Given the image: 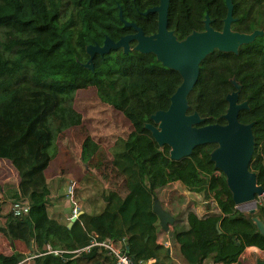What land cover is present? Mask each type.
Returning <instances> with one entry per match:
<instances>
[{
  "label": "trees",
  "instance_id": "obj_1",
  "mask_svg": "<svg viewBox=\"0 0 264 264\" xmlns=\"http://www.w3.org/2000/svg\"><path fill=\"white\" fill-rule=\"evenodd\" d=\"M232 2V29H264V0ZM158 3L0 0V160L7 159L16 166L15 195L30 205L26 216L14 218L8 211L10 202L0 204L4 221L0 231L9 239L27 244L33 241L38 248L48 243L52 249L64 251L66 259L47 252L33 258L32 264H72L71 252L89 245L97 231L116 241L125 238V247L135 260L155 259V264H161L168 257V247L157 242L160 226L153 200L158 198L156 191L167 185L194 199L181 205L177 213L169 211L174 217V240L189 264H200L203 248L210 245L215 246L222 264L238 262L246 246L264 249V236L251 215L235 206L224 174L210 160L215 144L198 145L189 156L172 160L169 147H159L144 127L152 113L168 107L181 82L179 73L163 66L151 53L132 50L124 54L121 49L104 56L96 54L94 70L81 66L88 59L87 44L100 45L105 37L116 41L133 32L119 20V7L124 19L150 34L157 29V14L142 12ZM206 13L211 26L221 29L225 0H170L168 29L182 39L204 28ZM231 77L242 85L239 100H247L249 105V109L239 111L238 119L254 121L255 147L249 168L264 188V35L241 45L237 54L215 50L201 61L198 79L188 95V112L197 111L204 117L200 125L225 122L220 115L227 107L225 96L233 89ZM122 79L127 81V107L122 103ZM90 87L131 124L127 136H117L110 147L111 163L124 176L126 192L107 189L84 175L81 180L90 187L86 197L89 210H83L68 227L50 218L46 210L50 196L46 169L51 160L46 147L53 140L48 117L58 109L63 95ZM196 206L202 210L198 212ZM103 214L106 224H101L102 229L95 227L93 219ZM257 215L264 220L263 205L257 206ZM98 251L109 257L99 247L80 257L90 260Z\"/></svg>",
  "mask_w": 264,
  "mask_h": 264
},
{
  "label": "water",
  "instance_id": "obj_2",
  "mask_svg": "<svg viewBox=\"0 0 264 264\" xmlns=\"http://www.w3.org/2000/svg\"><path fill=\"white\" fill-rule=\"evenodd\" d=\"M169 1L159 0L157 5L142 12L143 15L157 14V29L150 34H146L135 22L124 19L119 7V20L123 27H131L133 32L121 36L116 41L105 37L100 45L87 44L85 52L88 59L81 63V66L94 70L93 59L96 54L104 56L111 50L121 49L124 54L132 50L143 54L151 53L163 66L177 71L181 82L170 96L168 107L152 113L149 116L150 121L146 122L144 127L150 131L159 147H169V157L172 160L189 156L198 145L215 144L209 154L210 160L215 168L224 174L235 206L254 201L259 196H264V188L258 184L256 172L249 168L255 147L252 130L254 121L243 123L238 119L240 110L249 109L247 100H239L241 83L234 77L230 78L233 89L226 94L227 107L220 115L224 123L200 125L204 117L197 111L188 112V95L198 79L200 63L207 55L215 50L237 54L241 45L249 44L257 37L263 36L264 29L255 28L251 32L232 29L235 20L233 2L225 0L226 15L221 29L211 26L212 20L206 13L202 30H193L184 38L178 39L174 30L168 29L167 25ZM153 210L158 217L160 229L168 236L169 245H174L171 228L174 224L173 215L162 207L157 197L153 200ZM82 212H76L68 226L72 225ZM246 213L251 215V221L264 236V220L257 215V210L251 207ZM125 250L128 253V247ZM256 264H264V259H257Z\"/></svg>",
  "mask_w": 264,
  "mask_h": 264
},
{
  "label": "rangeland",
  "instance_id": "obj_3",
  "mask_svg": "<svg viewBox=\"0 0 264 264\" xmlns=\"http://www.w3.org/2000/svg\"><path fill=\"white\" fill-rule=\"evenodd\" d=\"M119 85L122 89V103L127 107L130 103L127 81L122 79ZM48 123L53 132V140L46 147L51 156L48 171V182L52 192V197L49 198L51 203L63 209L66 214L70 213L73 207H77L78 211L89 210L86 197L90 194V187L81 180L84 175L95 178L107 189L125 193L124 176L112 165L110 150L114 139L119 135L127 136L131 129L130 122L121 111L104 103L98 98L95 88L90 87L63 95L62 103L48 117ZM0 162L5 164L6 177L9 172V178L4 182L9 188L8 202L20 199V196L15 195L18 175L12 173L11 162L7 159H1ZM55 174H60V178H54ZM72 181L77 182L75 186L71 184ZM68 187L72 192H68ZM156 192L165 209L173 214L177 213L186 201L194 200L180 192L174 185H167L163 190ZM258 205L264 206V196L238 205V208L246 213L251 207L257 210ZM95 224L97 228L102 229V219H97ZM7 243L8 238L0 231V263L4 256L1 252H7Z\"/></svg>",
  "mask_w": 264,
  "mask_h": 264
},
{
  "label": "crops",
  "instance_id": "obj_4",
  "mask_svg": "<svg viewBox=\"0 0 264 264\" xmlns=\"http://www.w3.org/2000/svg\"><path fill=\"white\" fill-rule=\"evenodd\" d=\"M11 164L13 167V168H11L12 173L18 175L16 166L12 162H11ZM4 165L5 164L0 162V180H2V182H0V197H5L7 200L10 197L8 195L9 191L7 190L9 188H8V186H6L4 184V182L6 180H8L9 172H8L7 177H6L7 169L5 168ZM49 170L50 169L48 166V168L46 169L48 186L50 184L48 182V179H49L48 171ZM60 176H61L60 174H55L54 178L58 179V178H60ZM76 183H77L76 181H72L71 184H74V186H75ZM55 184H56V182H55ZM15 188L17 189V182L15 185ZM49 189H50V196H49V198H50V197H52V192H51L50 186H49ZM67 190H68V192H70L69 187L67 188ZM73 193H74V191H73ZM21 199L27 201V199H25V198H21ZM48 200L49 201H48V204L46 207L48 216L50 218L57 220L60 223L66 224L68 226L71 217L74 215V212H73L74 208H77V207H73V209H71L70 213L66 214L63 209H60L57 206H55L53 203H51L50 199H48ZM8 201H10V200H8ZM237 208H238V206H237ZM238 209H240V208H238ZM83 210H85V209H82L81 211H83ZM196 210L198 212H200L202 210V206H196ZM85 211H88V210L86 209ZM77 212H78V210H77ZM97 219H100V220L102 219L103 225H105L107 222V216L106 215L103 214V215L97 216L92 221V224L95 227H96L95 223H97ZM70 226H68V227H70ZM2 227H4V221L2 220V218L0 216V229ZM3 236L5 238H7L4 234H3ZM167 240H168L167 234L160 229V231L158 232V235H157V242L164 244V247H168L167 248L168 257L166 259H163L164 262H162L161 264H189L181 255L180 250L178 248V244L176 243V241L174 240L175 241L174 245L170 244L169 246H165V242H167ZM7 245H8L7 252L6 253L1 252L4 256H3L2 263H0V264H32L33 258H35L38 255H42L44 253H47V251H48L47 248L48 247L51 248V246L48 243L42 244L41 248H38L33 241H30L27 244L23 240H14V239H9V238H8ZM168 250H169V252H168ZM20 255L22 257L18 258ZM69 259L71 260L72 264H94L96 262H99V264H113V261H112L113 258L111 256H109L107 258L106 256L101 255L99 253V251H98V255H96L94 258H92L90 260L84 259L80 256L74 257V258L71 257ZM257 259H261V260L264 259V249H260L256 246L251 245V246H246L244 248L243 252L240 254V256L238 258V262L230 263V264H256ZM200 264H222L218 258V254H217V251H216V248L214 245L206 246L203 248Z\"/></svg>",
  "mask_w": 264,
  "mask_h": 264
},
{
  "label": "built area",
  "instance_id": "obj_5",
  "mask_svg": "<svg viewBox=\"0 0 264 264\" xmlns=\"http://www.w3.org/2000/svg\"><path fill=\"white\" fill-rule=\"evenodd\" d=\"M7 201L8 200H6L5 197H0V204ZM29 210V203L26 200H22L21 198L14 199L9 203V212L14 218L26 216L29 213ZM77 210V208H74V214L77 212ZM125 242V238H121L120 240L116 241L106 233L97 231L93 233V238L89 245L71 252L73 253L72 258L81 256L83 252H90L93 247H99L106 251V253L113 258V264H155V259L135 260L133 256H131L129 253H126ZM165 246H169L168 240L165 242ZM47 250V252L60 255L62 259L65 260V258L62 256L64 251L51 249L50 247H48Z\"/></svg>",
  "mask_w": 264,
  "mask_h": 264
}]
</instances>
